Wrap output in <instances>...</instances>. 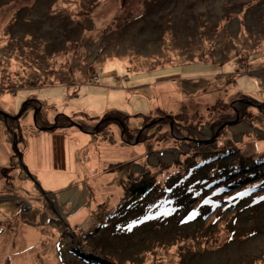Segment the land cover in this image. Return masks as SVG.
<instances>
[{"label":"rangeland","instance_id":"1","mask_svg":"<svg viewBox=\"0 0 264 264\" xmlns=\"http://www.w3.org/2000/svg\"><path fill=\"white\" fill-rule=\"evenodd\" d=\"M258 48L264 0H0V111L55 128L0 117V264H264Z\"/></svg>","mask_w":264,"mask_h":264},{"label":"trees","instance_id":"2","mask_svg":"<svg viewBox=\"0 0 264 264\" xmlns=\"http://www.w3.org/2000/svg\"><path fill=\"white\" fill-rule=\"evenodd\" d=\"M126 1V0H124ZM128 2V1H127ZM126 3V2H125ZM101 18V16L99 17H96V20H99ZM107 17H105L106 19ZM102 22V21H100ZM256 53V56H258L259 54H264V51H260V49L258 48V50L255 52ZM264 58V55H262L261 58H258V59H255L256 61H261L262 59ZM21 64V62H19ZM19 63L17 62L16 64L19 65ZM23 71L26 73L27 72V69L25 68H22ZM3 121V120H2ZM5 124V123H4ZM6 126H8L7 124H5ZM253 167H259V169L257 171H261V175L264 174V160L262 162H257L253 165ZM258 175V174H256ZM260 190H264V181H261L256 183V186H254L253 188H251V190H246V191H243L242 193H239L237 196H234L235 199L237 198H248L250 197L251 195L255 194L257 191H260ZM149 191H148V187L145 186L143 188H139L135 191V195L138 196V197H146L148 195ZM263 201L264 202V197L260 196L258 201ZM227 201H233V198L231 200H227ZM3 235V229L0 227V236Z\"/></svg>","mask_w":264,"mask_h":264},{"label":"water","instance_id":"3","mask_svg":"<svg viewBox=\"0 0 264 264\" xmlns=\"http://www.w3.org/2000/svg\"><path fill=\"white\" fill-rule=\"evenodd\" d=\"M34 101V100H33ZM27 109H28V107L26 108V110L25 111H23V112H21V114L19 115V116H17V117H11V116H9V115H7V114H5V113H3V112H1L0 111V117L2 118V120H3V122L5 123V124H7V121H12V120H20L21 119V117L25 114V112L27 111ZM35 116H34V122H35V127L39 130V131H42V132H51L53 129H55V128H53V127H48V128H46L45 126H40L39 125V123H38V116H39V113H40V110H41V106H40V104H39V108H35ZM105 121H109L108 119H106ZM152 125H154V124H152ZM77 126V125H76ZM78 127V129L79 130H81V131H83L84 133H86V134H90V135H95V133H97L98 132V130L99 129H96V131H93V130H85V129H83L81 126H77ZM149 126H146L145 127V129H147ZM121 128H123V126L121 127ZM124 130V129H123ZM124 132V137H125V130L123 131ZM122 137H123V135H122ZM16 144V143H15ZM14 144V145H15ZM127 144H129V143H127Z\"/></svg>","mask_w":264,"mask_h":264},{"label":"flooded vegetation","instance_id":"4","mask_svg":"<svg viewBox=\"0 0 264 264\" xmlns=\"http://www.w3.org/2000/svg\"><path fill=\"white\" fill-rule=\"evenodd\" d=\"M31 101L33 102V100H31ZM33 103H34V102H33ZM33 103H31L30 101H28V105H27V106H28L29 110H30V109H33V112H34V109H35V108H38V107H37V106H34ZM36 130L39 131L37 128H36ZM52 131H53V130H52ZM14 136L17 137L16 134H14ZM16 145H17V144L14 145V148H15V149L17 148Z\"/></svg>","mask_w":264,"mask_h":264},{"label":"crops","instance_id":"5","mask_svg":"<svg viewBox=\"0 0 264 264\" xmlns=\"http://www.w3.org/2000/svg\"><path fill=\"white\" fill-rule=\"evenodd\" d=\"M256 74H259V73H256ZM87 130H90V129H87ZM56 133H57V132L54 131V134H55V135H54V134H53V135L56 136V135H57ZM56 139H57V137H56ZM58 162H59V160H58Z\"/></svg>","mask_w":264,"mask_h":264},{"label":"bare ground","instance_id":"6","mask_svg":"<svg viewBox=\"0 0 264 264\" xmlns=\"http://www.w3.org/2000/svg\"><path fill=\"white\" fill-rule=\"evenodd\" d=\"M14 138L16 139L17 137L14 136ZM14 144H15V143H14ZM16 147H17V145H16Z\"/></svg>","mask_w":264,"mask_h":264}]
</instances>
